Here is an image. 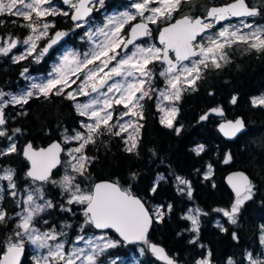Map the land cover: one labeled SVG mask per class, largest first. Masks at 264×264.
I'll list each match as a JSON object with an SVG mask.
<instances>
[{
  "label": "trees",
  "instance_id": "1",
  "mask_svg": "<svg viewBox=\"0 0 264 264\" xmlns=\"http://www.w3.org/2000/svg\"><path fill=\"white\" fill-rule=\"evenodd\" d=\"M70 16L54 14L48 19L56 25L53 30H70ZM27 23L16 13L0 12V38L22 40L30 32ZM12 54L0 50V94L24 84L26 72L47 71L51 61L44 58L35 62L29 56L16 58ZM223 65L221 69L209 67L204 78L180 90L169 125L164 123L153 94L146 95L136 144H129L125 134L115 128L99 126L83 144L81 152L87 162L71 171L69 180L61 174V164L49 181L35 183L41 186L38 196L50 204L40 208L32 224L55 230L58 235H76L79 226L82 232H97L86 219L89 216L83 203L72 202L70 189L91 192L97 181H113L144 201L155 218L147 242L162 245L179 264H196L207 257L214 264H245L247 253L260 247L258 236L264 224V103L254 100L255 94L264 90V52H243ZM76 107L67 93L58 90L32 94L5 107L6 122L0 126V169L12 173V182L10 188L7 182L3 184L1 196L6 214L0 220V258L11 242L23 240L27 246L23 264H33L30 241L25 234L17 235L21 229L19 192L34 183L25 172L29 165L23 159L22 146L28 142L34 147L46 146L59 140L68 147L70 137L83 129L85 117ZM211 108L222 109L224 119L243 116L247 131L235 141L223 139L216 127L219 117L201 121ZM238 169L250 176L253 195L240 203L234 218H229L222 211L236 203L225 175ZM189 209L198 212L197 226L186 215ZM109 233L118 241L107 255L129 259L141 253V264H161L146 246L127 245Z\"/></svg>",
  "mask_w": 264,
  "mask_h": 264
},
{
  "label": "rangeland",
  "instance_id": "2",
  "mask_svg": "<svg viewBox=\"0 0 264 264\" xmlns=\"http://www.w3.org/2000/svg\"><path fill=\"white\" fill-rule=\"evenodd\" d=\"M78 0H0V12L17 14L27 20L30 32L22 40L16 38H0V50L12 52L16 58L31 57L32 60L41 61L43 52L41 40L50 33L54 26L49 16L62 14L67 16L75 10ZM146 2L136 1L132 3L134 10L141 12ZM166 9L163 2L149 8V17ZM125 12V13H124ZM103 11L100 16L87 23H73L74 42L62 44L59 51L49 63L48 70L43 73L26 72V82L18 89L0 94V107L5 110L10 104H18L32 94H46L52 90L64 91L70 96L76 108L84 115L83 129L70 137L69 145L64 149L65 159L62 160L61 174H66L69 180L74 169L87 162L86 155L81 152L84 143L91 138L93 131L99 126L106 125L115 128L125 134L129 144H136L140 129V117L142 112V100L146 95L153 94L157 97V105L160 108L161 117L168 125L176 113L174 99L180 94V90L194 80L197 72V63L192 62L182 65L181 70L170 73L166 69L153 64L160 58V53L154 42L148 41L134 46V48L122 51L123 43L120 31L124 21L134 11ZM255 30L245 26H232L231 32L240 36L248 34L258 43L261 27L255 25ZM226 33L224 37H226ZM211 44L207 47L209 61H216L213 52L218 42L215 33L207 37ZM225 43L229 40H224ZM122 43V44H121ZM197 74V73H196ZM158 79L163 84L156 85ZM258 101V99L256 100ZM6 117V116H5ZM1 126V125H0ZM72 142V143H71ZM51 179V178H50ZM62 179V178H60ZM63 180L66 182V180ZM10 188L12 173L7 169H0V219L3 218L2 198L4 185ZM34 182V181H33ZM33 183L27 184L19 192L20 232L17 234L30 241L31 259L33 264H141L142 254L132 255L129 259L111 257L109 249L117 244L109 232H82L79 226L76 235L57 234L55 230L41 229L32 224V220L43 208L50 204L41 195V186ZM253 186H249L238 200L244 203L253 195ZM67 188L69 184L67 183ZM36 189V192H35ZM71 200L83 203L85 206L91 199V192H82L79 189H70ZM159 210V209H158ZM237 206L224 209L222 214L234 218ZM159 212L156 210V216ZM193 220L194 225L199 223V215L194 209H189L186 214ZM87 221H90L88 219ZM260 247L253 253L249 251L245 264H264V224L260 227ZM23 244V240L10 244ZM9 244V245H10ZM196 264H213L209 258H203ZM232 264V263H229Z\"/></svg>",
  "mask_w": 264,
  "mask_h": 264
},
{
  "label": "water",
  "instance_id": "3",
  "mask_svg": "<svg viewBox=\"0 0 264 264\" xmlns=\"http://www.w3.org/2000/svg\"><path fill=\"white\" fill-rule=\"evenodd\" d=\"M90 1H79L77 8L71 13V22L87 20L93 12L88 7ZM218 11V8L212 7L207 16L209 18L214 17ZM251 12L249 13L251 14ZM170 29V26L161 29L159 43L173 44L176 47L178 59L186 60L195 56L196 52L191 51L189 38L182 39L178 38L180 36H176L175 39H170ZM146 30L145 25H133L129 30L130 37L123 43L122 51H126L132 43L145 38L147 36ZM68 33L64 29L55 31L46 45L43 46V55L49 57L58 46L68 39ZM166 50L167 48H165V54ZM224 113L220 108H211L201 117V121H206L210 116L219 117L220 122L216 127L220 135L223 139L232 142L244 134L248 127L243 116L224 119ZM5 122V111L0 107V125H4ZM64 149L65 147L59 140H54L46 146L34 147L31 142L22 146L23 159L29 165L25 171L27 177L38 183L49 181L55 170L59 169L62 164ZM225 182L229 187L228 189L234 194L236 206L239 207L240 201L238 199L251 186L250 176L243 170H232L225 175ZM90 194L91 199L83 206V211L89 216L88 219H90L95 231L113 232L127 245L146 246L149 254L161 264H179V261L169 255L162 245L147 242L155 218L139 196L122 189L118 183L107 180L97 181ZM26 254L27 246L24 244H10L6 246L5 252L1 255L0 264H23Z\"/></svg>",
  "mask_w": 264,
  "mask_h": 264
},
{
  "label": "flooded vegetation",
  "instance_id": "4",
  "mask_svg": "<svg viewBox=\"0 0 264 264\" xmlns=\"http://www.w3.org/2000/svg\"><path fill=\"white\" fill-rule=\"evenodd\" d=\"M79 1L76 2V8ZM136 1H147L148 5H145L143 10L138 12L132 7V3ZM161 2L166 6V9L163 12L155 13V16L152 18L149 17V8L159 5ZM88 7L93 12L87 20L80 21V23L84 24L91 21L95 16H100L103 11H134L122 25L120 31L122 43H125L130 37L129 30L135 24L145 25L147 36L132 43L127 50L144 42H154L160 53V58L153 64L157 63V67L166 69L168 73L171 72L170 70H173V72L181 70V66L184 64L197 63L195 65L197 74L195 73L194 80L187 85H193L199 78H204L211 66H214L215 69H221L224 66L223 64H228L231 61L232 56L241 55L243 52L256 53L257 55L264 52V0H91ZM212 7L218 8L219 11L214 14V17L209 18L207 15H209ZM252 10H257V12H251ZM53 24L54 26L50 28L48 36L41 40L40 48L42 52L43 46L46 45L52 34L57 30H61H53L56 27L55 23ZM255 25L261 27V32L259 33L260 41L258 43L254 39L256 37L253 34L252 36L248 34L243 37L230 31L232 26H245L247 29L254 31ZM74 26L73 24L72 29L75 28ZM167 26L171 27V31L169 32L170 39H175L176 36H180L178 38L182 39L189 38V45L192 47L191 51L196 52L195 56H191L186 60L178 59L176 47L173 44L159 43L161 29H165ZM70 30H65L69 32V37L62 43L63 45L73 43L74 35L72 34L79 32V29H75L73 33H70ZM225 32H227L226 37H224ZM213 33L218 38L216 40L222 42L219 45L217 44L213 52V55L216 56V61H209L208 54L205 52H207V47L211 43L207 41V37ZM224 40H229V42L225 43ZM59 48L58 46L49 57H45L44 55L43 57L53 59ZM165 48H167L166 54ZM174 68H176V71H174ZM156 83V85H161L163 84V80L158 79ZM255 95L258 97V101L264 103V90ZM2 210L4 217L6 213L4 208ZM259 243H261V239H259Z\"/></svg>",
  "mask_w": 264,
  "mask_h": 264
}]
</instances>
